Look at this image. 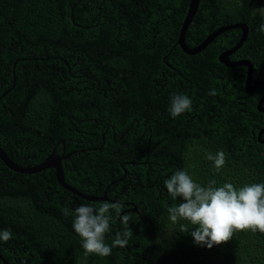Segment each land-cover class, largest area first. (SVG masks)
<instances>
[{"label": "trees", "instance_id": "16d2710c", "mask_svg": "<svg viewBox=\"0 0 264 264\" xmlns=\"http://www.w3.org/2000/svg\"><path fill=\"white\" fill-rule=\"evenodd\" d=\"M188 3L0 0V146L10 140L42 158L56 142L57 151L64 143L65 151L80 152L76 144L87 134L92 143L65 177L69 184L78 188L82 175L101 176L103 184L125 172L142 176V188L122 185L110 195L138 212L127 228L111 213L105 242L131 235L106 257L85 255L73 229L74 197L52 178L22 174L7 187L0 177V230L12 233L0 241V256L9 264H264V233L237 230L209 249L193 242V225L169 216L182 201L169 196L164 180L178 170L202 186L264 183V111L256 109L264 86L245 91L246 67L218 60L242 31L226 28L201 51L185 53L177 37ZM235 22L246 24L247 36L230 58L248 60L252 78L264 79V0H199L185 43ZM173 94L192 102L175 118L168 112ZM219 151L225 164L217 171L207 156Z\"/></svg>", "mask_w": 264, "mask_h": 264}, {"label": "clouds", "instance_id": "9594fccd", "mask_svg": "<svg viewBox=\"0 0 264 264\" xmlns=\"http://www.w3.org/2000/svg\"><path fill=\"white\" fill-rule=\"evenodd\" d=\"M264 31V24L259 26ZM215 89L208 95L214 96ZM192 108L191 99L186 94H173L170 98L168 112L175 118ZM218 171L225 164V153L208 154ZM216 181L207 186L198 184L185 170L174 172L164 180L169 196L182 202L168 209L173 222L188 221L192 227L190 235L193 242L200 246L212 248L214 245L227 243L235 231L250 230L264 233V183L246 184L236 188L232 183L215 186ZM124 204L104 202L99 207L80 205L75 208L73 229L80 236L85 255L96 254L102 257L111 255L114 247H125L131 233L127 230L117 233L111 245L105 242L106 234L111 232V213L115 212L122 225L127 228L132 216L124 211ZM70 210L65 208L64 214ZM181 232H189L182 226ZM12 239L8 229L0 230V241Z\"/></svg>", "mask_w": 264, "mask_h": 264}, {"label": "flooded vegetation", "instance_id": "af4514ba", "mask_svg": "<svg viewBox=\"0 0 264 264\" xmlns=\"http://www.w3.org/2000/svg\"><path fill=\"white\" fill-rule=\"evenodd\" d=\"M142 1V0H139ZM155 0H147L148 4L154 3ZM160 3V2H158ZM168 4V2H167ZM188 8V7H187ZM187 8H186V12H187ZM185 12V14H186ZM185 16V15H184ZM235 23H240V22H235ZM181 49V48H180ZM231 59V58H230ZM254 79H258V80H263L260 78H254ZM12 113V111H9ZM14 117V116H12ZM98 119L94 120V122H97ZM99 130H100V126H98ZM100 132V131H99ZM101 136V134H100ZM80 140H84V141H80ZM79 140V142L76 144V146L80 148V152H75V150H70V151H65L64 149V143H62L61 146V150L57 151V146H58V142H56V144L52 147V149L48 152V154L42 158H40L39 156H35L33 154L27 155L26 151L19 148L18 145L13 144V142L11 143L10 140L6 141V145L3 146L4 151L7 153V155L12 159L13 162H15L17 165H19L20 167L24 168V169H29L32 168L36 165H38L39 163H41L53 150L54 152L61 157V166H62V171H63V177H64V181L72 188H74L76 191H78L79 194H74L71 191H69L74 199L70 200V207L72 208V206L75 205L76 207L80 206V205H91L93 207H99L101 202H116L115 197L113 196V199L110 198V195H112V192L115 189L120 188L122 185L123 186H134V187H138V188H142V183H141V173H132V172H125L123 174V176H121L119 179L116 180H112L109 181L108 184H103L101 182V176H99L97 179H90L87 178V176L82 175V178L80 179L78 176V181L77 186L78 188H75L76 186L69 184L66 180L65 177L69 176L68 174H72L74 173L75 170L78 169V166L76 165V162L78 163L80 161V159L85 158V146L90 147V144L92 143V141L90 139L87 138V134L84 135V137H82ZM99 147H101V141H99ZM88 147V149H90ZM98 147V149H99ZM39 151H41L39 149ZM4 167L1 166L0 168V177L2 179V182L7 186V187H11L12 185H16L18 184L17 182H21L22 181V177L21 175H27V176H38V177H45V176H49L50 178H52V183H56L57 186L62 187L56 180L55 177V169L53 167H46L41 169L40 171L37 172H17L14 171L13 169L9 168L8 166H6L5 164H3ZM53 174V175H52ZM147 174V173H146ZM72 177V176H69ZM150 177L148 174L146 176V184L150 185L152 183V179L148 178ZM124 187V188H125ZM49 188V187H48ZM64 188V187H62ZM122 188V187H121ZM123 190V189H122ZM83 196H87L89 198H85ZM121 203L124 204V211L130 213H134V212H138L137 206L134 205L132 207V210H129L130 208H128V205L131 204L132 202L129 201H121V200H117Z\"/></svg>", "mask_w": 264, "mask_h": 264}, {"label": "water", "instance_id": "95a60500", "mask_svg": "<svg viewBox=\"0 0 264 264\" xmlns=\"http://www.w3.org/2000/svg\"><path fill=\"white\" fill-rule=\"evenodd\" d=\"M199 0H189L187 12L184 16V19L182 21V24L180 26L179 34L177 37V44L187 54H195L202 49H204L207 44H209L214 37H216L221 31H223L226 28L230 27H238L241 29V36L236 43V45L232 46L231 48H227L222 50L218 55V60L223 63L226 66H245L246 67V78L244 82V89L247 92H252L255 87L264 86V79L258 80L252 78V66L248 60L241 59V60H232L230 59V55L242 44L245 37L247 36V26L244 23H233L228 26H220L216 29H214L212 32L207 34L205 38L199 42L198 44L188 47L185 43V32L188 27L189 22L192 20L193 15L195 14L197 7H198ZM14 82V80H13ZM6 92H3L1 96L5 95ZM264 91L261 94L260 98L258 99L256 103V109L258 111H264ZM264 132V127H262L258 133V138H260L261 134ZM0 160L9 168L13 169L17 172H37L40 171L43 168L46 167H53L55 169V177L57 182L64 187L65 189L71 191L74 194H79L78 191H76L74 188L70 187L65 181L63 177V171L61 166V157H59L54 150L38 165L29 168L24 169L17 165L15 162L12 161V159L7 155V153L4 151V149L0 146ZM85 198H89L87 196H83ZM0 258L5 264H9L6 260H4L1 256Z\"/></svg>", "mask_w": 264, "mask_h": 264}]
</instances>
